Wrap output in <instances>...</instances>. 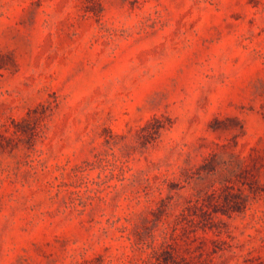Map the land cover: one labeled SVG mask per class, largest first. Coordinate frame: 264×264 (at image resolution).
<instances>
[{
	"label": "rangeland",
	"instance_id": "1",
	"mask_svg": "<svg viewBox=\"0 0 264 264\" xmlns=\"http://www.w3.org/2000/svg\"><path fill=\"white\" fill-rule=\"evenodd\" d=\"M257 256L264 0H0V264Z\"/></svg>",
	"mask_w": 264,
	"mask_h": 264
},
{
	"label": "trees",
	"instance_id": "2",
	"mask_svg": "<svg viewBox=\"0 0 264 264\" xmlns=\"http://www.w3.org/2000/svg\"><path fill=\"white\" fill-rule=\"evenodd\" d=\"M159 127L155 129V132L158 131ZM22 133H25L24 130H21ZM154 132V133H155ZM245 183V182H243ZM221 197V199H220ZM245 202L244 199L242 201V198L238 196V194H233L232 192H224L221 196L216 195L215 189L210 192L205 199L201 198L196 201L195 207L200 208L203 210V208H209L213 209L215 207H218V209L212 210L211 212L216 213L217 211H221L222 214L230 215L232 213H241L245 209ZM207 212L204 210V213ZM249 261L254 262L258 261L257 263L253 264H260L262 263L261 257H251Z\"/></svg>",
	"mask_w": 264,
	"mask_h": 264
}]
</instances>
